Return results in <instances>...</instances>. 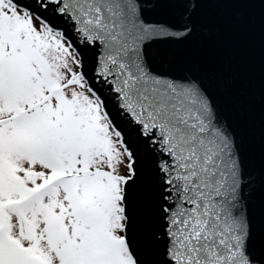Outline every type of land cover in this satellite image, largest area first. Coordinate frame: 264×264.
Segmentation results:
<instances>
[{
    "label": "snow or ice",
    "instance_id": "1",
    "mask_svg": "<svg viewBox=\"0 0 264 264\" xmlns=\"http://www.w3.org/2000/svg\"><path fill=\"white\" fill-rule=\"evenodd\" d=\"M0 264H264V0H0Z\"/></svg>",
    "mask_w": 264,
    "mask_h": 264
}]
</instances>
